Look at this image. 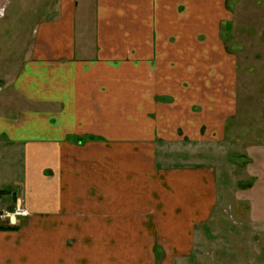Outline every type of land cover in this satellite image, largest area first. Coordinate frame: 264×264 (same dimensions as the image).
Returning a JSON list of instances; mask_svg holds the SVG:
<instances>
[{
    "label": "crops",
    "instance_id": "crops-1",
    "mask_svg": "<svg viewBox=\"0 0 264 264\" xmlns=\"http://www.w3.org/2000/svg\"><path fill=\"white\" fill-rule=\"evenodd\" d=\"M235 1L56 0L11 83L24 107L0 115V152L21 155V190L2 211L29 213L2 219L16 229L0 230V264L192 256L216 176L162 161L185 141H221L237 112L224 40Z\"/></svg>",
    "mask_w": 264,
    "mask_h": 264
},
{
    "label": "rangeland",
    "instance_id": "rangeland-1",
    "mask_svg": "<svg viewBox=\"0 0 264 264\" xmlns=\"http://www.w3.org/2000/svg\"><path fill=\"white\" fill-rule=\"evenodd\" d=\"M55 10L56 0H0V115L24 107L11 83L28 57L36 26L52 19ZM232 11L224 40L238 59L237 112L221 141H185L170 147L162 161L212 169L219 193L192 256L175 264H264V0H236ZM20 160V153L0 152V181H6L0 186V197H6L0 224L8 219L2 210L12 208L21 190Z\"/></svg>",
    "mask_w": 264,
    "mask_h": 264
},
{
    "label": "built area",
    "instance_id": "built-area-1",
    "mask_svg": "<svg viewBox=\"0 0 264 264\" xmlns=\"http://www.w3.org/2000/svg\"><path fill=\"white\" fill-rule=\"evenodd\" d=\"M29 213L26 209H24L21 205V203H17V208L15 211L12 212H5L3 216H1L3 219L4 218H16V217H26L28 216Z\"/></svg>",
    "mask_w": 264,
    "mask_h": 264
},
{
    "label": "trees",
    "instance_id": "trees-1",
    "mask_svg": "<svg viewBox=\"0 0 264 264\" xmlns=\"http://www.w3.org/2000/svg\"><path fill=\"white\" fill-rule=\"evenodd\" d=\"M94 137H92L93 139ZM16 228L10 225L2 224L0 225V230H15Z\"/></svg>",
    "mask_w": 264,
    "mask_h": 264
}]
</instances>
